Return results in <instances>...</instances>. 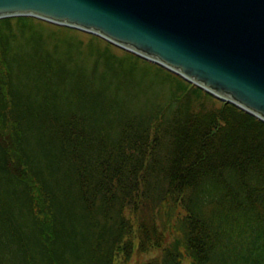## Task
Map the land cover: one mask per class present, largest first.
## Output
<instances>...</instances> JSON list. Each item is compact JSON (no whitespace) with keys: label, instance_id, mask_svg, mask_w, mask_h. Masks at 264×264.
I'll list each match as a JSON object with an SVG mask.
<instances>
[{"label":"trees","instance_id":"trees-1","mask_svg":"<svg viewBox=\"0 0 264 264\" xmlns=\"http://www.w3.org/2000/svg\"><path fill=\"white\" fill-rule=\"evenodd\" d=\"M81 32L0 18V264H264V120Z\"/></svg>","mask_w":264,"mask_h":264},{"label":"water","instance_id":"water-1","mask_svg":"<svg viewBox=\"0 0 264 264\" xmlns=\"http://www.w3.org/2000/svg\"><path fill=\"white\" fill-rule=\"evenodd\" d=\"M97 34L264 120V0H0Z\"/></svg>","mask_w":264,"mask_h":264},{"label":"rangeland","instance_id":"rangeland-1","mask_svg":"<svg viewBox=\"0 0 264 264\" xmlns=\"http://www.w3.org/2000/svg\"><path fill=\"white\" fill-rule=\"evenodd\" d=\"M83 37L87 38L88 37V32L86 31H83L80 33ZM10 129H3V135L4 137H6V142H7V145L10 147L11 146V153H12V162L13 164L17 165V171L20 173V174H24L22 171L19 170V166L21 168H23L24 164L22 162V160L20 159V157L16 154V149H15V146L12 142V139H11V133H10ZM23 196L22 193H16L15 195L11 196L12 199H19ZM15 213L17 215H27V212L25 209H20V208H15ZM40 217H44L43 215H41V213H39ZM135 222V220L133 219V223ZM63 229H65V225H62L61 226ZM132 235H130V237H132V239L134 240V244H135V251L134 253L132 254V256L127 260L126 258H124L123 256V251L122 249L120 250L119 254L117 255V258H116V264H143L145 261H147L148 257H150L151 255H154V254H157L158 253V250H155L153 249V251L147 253V252H140L137 250L138 246H139V236H138V226H134L133 229H132ZM28 235H29V246L31 247V243H33L35 245V243L31 240L32 237H35V234H34V229L33 227L30 225L29 223V227H28ZM33 246V245H32ZM34 251L36 253H40V248H38L37 246H34ZM11 257L14 259V258H18V253L16 252L15 254L12 252L11 254Z\"/></svg>","mask_w":264,"mask_h":264}]
</instances>
